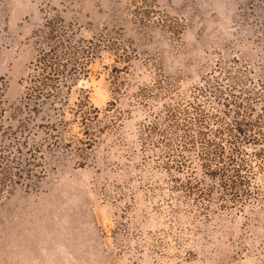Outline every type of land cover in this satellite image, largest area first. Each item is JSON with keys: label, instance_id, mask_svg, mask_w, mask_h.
I'll use <instances>...</instances> for the list:
<instances>
[{"label": "rangeland", "instance_id": "obj_1", "mask_svg": "<svg viewBox=\"0 0 264 264\" xmlns=\"http://www.w3.org/2000/svg\"><path fill=\"white\" fill-rule=\"evenodd\" d=\"M51 43L69 99L32 112ZM236 120L262 136L264 0H0V264H264Z\"/></svg>", "mask_w": 264, "mask_h": 264}, {"label": "trees", "instance_id": "obj_2", "mask_svg": "<svg viewBox=\"0 0 264 264\" xmlns=\"http://www.w3.org/2000/svg\"><path fill=\"white\" fill-rule=\"evenodd\" d=\"M65 46V43H51L50 51H44V53L36 59V65H38V67H41L42 72L38 76H35L34 79H30V81L34 82V84H31L27 87L25 96L26 100L23 102V106L31 108L32 112L34 110H39L41 107V103L49 98L53 99V102L58 105L57 107L59 109H61V107H63L64 104L68 102L69 97L68 95L63 93L62 88L70 85L73 77L71 78L69 75L65 74V71L70 67H68V63L64 58H73V55L69 48L65 49ZM48 70H52L53 73L46 74ZM258 125L259 124L256 122L254 123L245 120H236L231 127L226 128L229 130L231 137H234L233 139H236L235 141H237L238 139H244L246 141L253 140L251 141V143L255 144L261 142L264 143V132L260 131L262 136H258V138L249 135V132L251 130H254V128H256ZM218 132L220 134L223 133V131L220 129H218ZM212 141L213 140L208 139V143H211ZM235 141H232V143H235L233 150H236V152H238L239 146ZM211 144H213V142ZM214 144H218L216 146H219V154L225 151V147L222 144L218 142ZM229 161L230 163H234L236 161V155H230ZM235 170L239 174L241 169L236 168ZM245 181V179H242L241 183H245ZM238 183L239 181H236V179H232L230 183L225 182L226 187L232 185L233 187H235Z\"/></svg>", "mask_w": 264, "mask_h": 264}]
</instances>
